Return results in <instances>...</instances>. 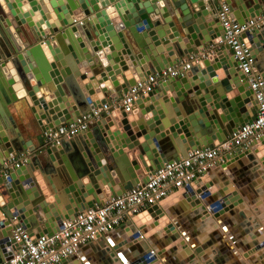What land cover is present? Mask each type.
Returning a JSON list of instances; mask_svg holds the SVG:
<instances>
[{"label": "water", "instance_id": "obj_1", "mask_svg": "<svg viewBox=\"0 0 264 264\" xmlns=\"http://www.w3.org/2000/svg\"><path fill=\"white\" fill-rule=\"evenodd\" d=\"M42 1L55 11L57 22L46 15ZM45 1L4 0L6 7L0 3V262L13 256L11 245L16 250L20 247L13 237L15 228L22 226L36 236L52 233L65 217L145 183L149 174L168 160L227 140L254 119L258 110L235 57L215 47L224 35L216 16V0ZM230 3L241 23L259 15L264 7V0ZM71 11L79 16L72 18ZM243 37L264 76V26ZM8 61L28 90L32 105L26 95H18L15 80L4 75ZM186 61L190 63L188 69L160 81L159 87L141 95L130 111L114 107L83 136L59 143L43 141V135L45 138L60 124L76 121L93 106L118 101L138 81ZM129 69L132 75L126 76L124 72ZM39 86H45L48 96L57 102L47 99ZM21 101H28L41 128L39 139L44 145L40 148L26 143L11 113L10 107ZM59 102L61 108L56 107ZM118 112L123 115L121 120ZM112 116L123 131L114 129ZM112 140L113 145H119L117 151ZM260 142L264 144V137L255 140L252 148ZM122 144L129 149L139 147L138 157L145 170L140 175L137 170L141 165L137 160L128 161ZM246 150L238 148L226 158L252 151ZM21 154H26V159L20 167H6L7 160ZM261 161L264 164L263 158ZM36 168L47 176L53 195L42 193ZM23 173H27L25 177ZM87 177L89 182L85 183ZM207 187L195 191L191 186L177 195L197 206V212L206 205L210 209L205 214H218L231 203L238 205L247 193L243 186L240 192L227 186L225 195L219 193L215 198L214 194L209 196ZM165 200L133 220L147 216L157 225L165 221L164 227L174 230L176 226L167 221L163 209ZM42 214L45 221L34 231ZM141 229H134L130 242L137 239ZM259 245L264 246V241ZM155 258L146 251L130 263L149 264Z\"/></svg>", "mask_w": 264, "mask_h": 264}, {"label": "crops", "instance_id": "obj_2", "mask_svg": "<svg viewBox=\"0 0 264 264\" xmlns=\"http://www.w3.org/2000/svg\"><path fill=\"white\" fill-rule=\"evenodd\" d=\"M45 2L42 1L41 3L46 15L50 20L57 22V14L47 1ZM0 3L3 7H6L4 0H0ZM242 14L244 15L243 11ZM75 16H79L78 12L71 11V17L75 18ZM225 45L227 44H216L215 47L226 50L229 56L233 57L232 51L230 48L226 49ZM124 74L126 76L132 75V72L129 69ZM221 74H224L223 70ZM159 84L160 81L154 89L158 88ZM48 92L47 89H43L41 93L45 94L47 99H50L52 97L51 95L48 96ZM97 93L102 94V91ZM123 96L124 93L121 94L118 101H110L108 104L113 108L119 107ZM28 100L29 105H32L31 99ZM29 105L28 101H21L14 103L10 110L26 143L40 148L42 144L39 136L42 132L34 114L29 109ZM140 114L138 112L137 115ZM112 117L115 122L114 129L123 131L122 127L118 125V120L114 119V116ZM117 117L121 120L123 115L118 112ZM135 121H138V119H135ZM14 133H16L15 129ZM80 135L83 136V134L77 136ZM140 140L143 141V137ZM145 142L143 141V143ZM111 143L113 145V140ZM260 145L264 149V144L260 143ZM116 146L119 145L114 143L113 149L115 151H117ZM120 148L124 149L123 154L128 157L129 162L138 161L141 168L137 170V173L139 175L143 173L145 171L144 166L138 157L139 147L129 149L128 146L122 144ZM26 154L18 155L15 159L22 160ZM253 154V158L251 154H247L238 160H233V163L230 164L231 168L233 169V166L237 167L236 171L232 172L234 178L226 171L225 167H222L223 165L208 172L211 181L218 185V190L213 191L215 198H218L217 195L220 191L221 195H225L223 191L225 186H232V191L237 189L240 192L239 187L243 185L247 193L245 196L242 195L243 200L238 205H229L228 209L220 211L219 215L205 214L206 210L203 212V209H200L197 212V206H192L187 198L178 197L174 193L165 200L163 209L167 212V221L176 226L175 230H171L169 226L164 227L163 223L165 221L163 220H160L159 225H157L153 219L147 220V216L138 218V221L130 218L113 231L81 246L77 254L59 264H131V261L137 259L146 251L156 255V258L149 264H264V246L258 244L264 241V164L260 156L264 155V152L262 151L259 155L258 152L254 151ZM119 162L122 164L123 160H119ZM34 173L37 183L42 188V193L45 196L53 195L47 176H43L39 168H36ZM26 174L23 173V176L25 177ZM233 179H238L237 182L240 186L236 185L235 182L233 183ZM84 182L88 183L89 177ZM213 194L211 193V195ZM54 204L56 203L54 202ZM203 207L206 209V205H203ZM34 214H37V212L34 211ZM1 219H4V217ZM37 220L38 227L34 231H37L41 223L45 221V216L42 214ZM136 228H142L141 232L144 236L130 242V236ZM146 234L148 235L146 236ZM259 246L262 247L257 249L256 247ZM10 249L12 250L14 247L11 245Z\"/></svg>", "mask_w": 264, "mask_h": 264}, {"label": "built area", "instance_id": "obj_3", "mask_svg": "<svg viewBox=\"0 0 264 264\" xmlns=\"http://www.w3.org/2000/svg\"><path fill=\"white\" fill-rule=\"evenodd\" d=\"M216 16L224 30L219 44L229 46L240 70L247 78L253 98L258 104L256 117L240 126L227 140L212 146L192 149L185 157L168 160L162 168L151 172L145 183H138L116 197L107 198L96 207L79 211L73 217H65L52 233L45 232L36 236L22 226L15 228L13 237L20 247L16 250L12 245L13 256L4 259L0 264H59L77 254L81 246L89 241L113 231L128 219L155 204H160L172 194L193 186L197 179L211 169L223 165L228 160V153L249 147L254 140L264 137V76L257 69V59L243 37V34L264 26V7L259 15L241 23L233 15L229 0H216ZM189 67L190 63L186 61L150 74L124 93L120 106L125 111H130L135 101L141 95L153 91L159 81L182 74ZM112 108L109 104L93 106L90 113L81 115L76 121L57 126L55 131L45 135V140L49 143H59L61 139L76 137L110 113ZM25 159L26 156L19 161L12 158L5 164L8 168L20 167ZM208 208L210 209L206 206V209ZM142 236L144 235L141 232L138 237Z\"/></svg>", "mask_w": 264, "mask_h": 264}, {"label": "bare ground", "instance_id": "obj_4", "mask_svg": "<svg viewBox=\"0 0 264 264\" xmlns=\"http://www.w3.org/2000/svg\"><path fill=\"white\" fill-rule=\"evenodd\" d=\"M31 62H33L32 60H31ZM12 68H11V66H10V63H9V61H8V63H7V67L5 68V70H4V75H7V77L8 78H10V79H13V80H15L14 81V85H15V88H16V91H17V93H18V95L21 97V96H23V95H26L28 98H30L29 97V95H28V90L23 86V84H22V81L20 80V78L15 74V72L13 71V70H11ZM39 88H40V92H42L43 91V89L45 88V86H39ZM55 98H51L50 100L51 101H53ZM55 102H57V100L55 99L54 100ZM61 102H59L58 103V106L56 105V107H60L61 108ZM62 106H65V104L63 103V101H62ZM253 142H255V140L253 141ZM252 142V143H253ZM261 143V142H260ZM260 143H258V144H254V147H255V149H253L252 147L253 146H249V147H251L250 149H252V151L250 152V151H248V148H244V149H247L246 151H248V152H245V153H240V154H238V155H236V156H232L231 158H228V161H227V164H226V171L227 172H229V174H231L232 175V177L234 178V176H233V174H232V172L234 173L235 171H236V169H237V167L235 168V166H233L234 168L232 169L231 168V166H230V164H232L233 163V160L235 159V160H238L239 158H241V157H243L244 155H247L246 153H251V155H252V158L254 157L253 155V152L254 151H256V152H258L259 153V155L261 154V152L263 151L264 152V149L263 148H261V145H260ZM262 144V143H261ZM236 152L237 151H234V152H231V153H228V154H236ZM261 156V159L263 158L264 159V155L262 154V155H260ZM242 162V161H241ZM225 164V163H224ZM216 168V167H215ZM232 169V170H231ZM209 174L207 173L206 175H204V176H202V177H200L199 179H197L196 180V182H195V184L197 185V183H199L200 181L202 182L201 184H199L198 186H195V184H193V188L195 189V191L198 189V188H201L203 185H208V187H207V189L210 191L209 192V196L211 195V193L213 194V191L215 192L216 190H218V185L217 184H215V182H213V181H211V179H210V177L208 176ZM237 180L238 179H233V183L235 182V184L236 185H238V183L239 182H237ZM209 184H212L210 187H209ZM243 186V185H242ZM225 187H227V186H225ZM225 187L223 188V191H224V193L226 192L225 191ZM228 187H230V186H228ZM240 188V187H239ZM230 190H231V187H230ZM185 191V190H184ZM232 191V190H231ZM183 191H178V192H176V196H177V194L178 193H182ZM220 193H221V191H220ZM168 198V197H167ZM167 198H165V199H167ZM164 199V200H165ZM245 199V198H244ZM163 200V201H164ZM232 204V203H231ZM231 204H229V205H231ZM228 205V206H229ZM228 206H226V207H224V208H222L220 211H222V210H226V208L228 209ZM209 209V208H208ZM205 210H207V209H203V212L205 211ZM236 210V209H235ZM236 212V211H235ZM210 214H213V213H210ZM216 215H219V214H216ZM175 230V229H174ZM35 235V234H34ZM263 243V242H262ZM259 244V243H258ZM260 247H262V246H259V247H256L257 249L258 248H260ZM250 255V254H249ZM246 256H248V255H246ZM77 262V261H76Z\"/></svg>", "mask_w": 264, "mask_h": 264}, {"label": "rangeland", "instance_id": "obj_5", "mask_svg": "<svg viewBox=\"0 0 264 264\" xmlns=\"http://www.w3.org/2000/svg\"><path fill=\"white\" fill-rule=\"evenodd\" d=\"M10 63V65H12V62H9ZM13 66V65H12ZM37 122V121H36ZM37 124H38V122H37ZM39 125V124H38ZM33 126L35 127V124L33 123ZM40 127V126H39ZM40 130H41V128H40ZM42 132V131H41ZM42 135V134H41ZM44 135H43V141H44ZM46 141V140H45ZM40 142H41V146H43L44 145V142H42V139H40Z\"/></svg>", "mask_w": 264, "mask_h": 264}]
</instances>
